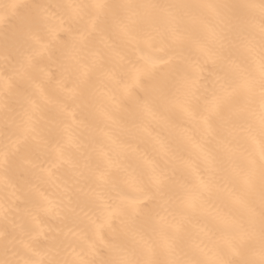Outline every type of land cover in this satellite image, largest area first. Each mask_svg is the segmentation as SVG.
<instances>
[{
	"label": "snow or ice",
	"instance_id": "obj_1",
	"mask_svg": "<svg viewBox=\"0 0 264 264\" xmlns=\"http://www.w3.org/2000/svg\"><path fill=\"white\" fill-rule=\"evenodd\" d=\"M11 8L5 48L17 59L8 67L5 56L12 75L0 81L6 118L14 81L27 87L0 171L7 185L15 166L49 181L73 168L75 203L69 196L60 219L79 229V251L70 257L59 231L37 246L41 214L55 205L22 192L31 225L13 224L19 240L0 233V264H264V0ZM203 12L217 23L196 34ZM198 209L210 223L193 239L186 224Z\"/></svg>",
	"mask_w": 264,
	"mask_h": 264
},
{
	"label": "bare ground",
	"instance_id": "obj_2",
	"mask_svg": "<svg viewBox=\"0 0 264 264\" xmlns=\"http://www.w3.org/2000/svg\"><path fill=\"white\" fill-rule=\"evenodd\" d=\"M21 2H27L30 4H47L57 5L73 0H0V17H5V22L0 23V81L6 75H12L11 71L6 72L5 56H9L8 67L17 59L15 52L9 49L6 52L5 48V37H10L15 25L17 18L12 14L13 10L11 5L18 4ZM79 2V0H76ZM110 3H119L121 0H109ZM132 3H142L146 0H128ZM152 2H183L189 4L199 3H214V4H227V5H244L247 3H259V0H152ZM56 11V9H53ZM230 11H234L239 16L243 17L246 14L245 9L236 8ZM202 23L196 26V34H200L204 25L214 26L217 22L207 12L201 14ZM64 39L63 34L60 36ZM258 40V37H257ZM215 71L214 67L209 63L204 72L205 83L211 84L212 73ZM26 84L24 81L15 80L14 87L12 89V95L8 100V112L7 118L6 113L2 106H0V147H3L4 143L10 136H13L18 130L16 123L23 116L24 105L18 93H23L26 90ZM101 92H106L107 89L102 85L98 84ZM242 103V101H239ZM51 115L50 112L44 114V119ZM175 123L187 127V122L181 117H175ZM160 131V129H157ZM166 134V133H165ZM143 148L144 145L140 144ZM71 155L74 161L78 160V154L75 149L71 150ZM4 173L0 171V233L7 232L8 239L16 237L20 239L17 230H14L13 224H19L23 222L26 227L31 225L29 217L23 215V210L26 207L25 198L21 195L22 192H31V199L38 200L39 194L43 193L49 200L55 205L51 213L41 214V227L44 229L42 235L37 237L36 244L40 249L47 248L53 235L59 231V239L64 241L67 253L71 257L73 248L76 251L79 249L76 247V236L75 233L79 230L76 225L72 223H62L60 217L65 213V205L69 196L73 197L75 203V183H74V170L70 166H64L56 172V178L53 181H49L46 178L40 177L37 173L28 170L24 166H15L11 168L7 173V185L4 183ZM33 189H35L33 191ZM258 195V193H257ZM212 202L206 205V208L211 207ZM5 211L7 212V222L5 221ZM210 223V217L206 215L204 209H198L190 218L186 224L187 230L191 233L193 239L203 238V233ZM3 241L4 237L0 235V256L3 255Z\"/></svg>",
	"mask_w": 264,
	"mask_h": 264
}]
</instances>
